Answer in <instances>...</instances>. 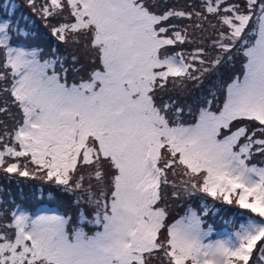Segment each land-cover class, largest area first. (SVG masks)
<instances>
[{"label": "snow or ice", "instance_id": "obj_1", "mask_svg": "<svg viewBox=\"0 0 264 264\" xmlns=\"http://www.w3.org/2000/svg\"><path fill=\"white\" fill-rule=\"evenodd\" d=\"M25 3L73 54L45 56L4 0L0 173L77 217L0 201V264H264V0Z\"/></svg>", "mask_w": 264, "mask_h": 264}, {"label": "rangeland", "instance_id": "obj_2", "mask_svg": "<svg viewBox=\"0 0 264 264\" xmlns=\"http://www.w3.org/2000/svg\"><path fill=\"white\" fill-rule=\"evenodd\" d=\"M164 0H161V3L163 4ZM169 3H175L176 0H168ZM182 2V0H181ZM17 5L15 9H19L21 13H26L27 19L25 20L24 17H22L19 20L20 26L23 28L25 25L27 27L25 28V31L29 32V36L31 37V40L37 42L38 46L42 48L46 52H50L51 48L57 47L58 51L61 55H68L69 57L73 54L71 48H65L63 45H59L58 42L52 38L46 28H44L42 22L38 17H35L30 10L25 9L27 8L25 0H8V9H11V4ZM21 3V4H20ZM25 7V8H24ZM0 19L5 18L6 16V10L4 8V1L0 0ZM27 10V11H25ZM12 23L15 25L17 20H13L10 17ZM84 57L81 56V64H86ZM236 67L238 68L239 65L237 64ZM220 74L224 79H227L228 76L231 74V70L229 67H222L220 69ZM215 77H213V80ZM211 81L206 80L205 84L203 85L204 90H207V88L210 86ZM190 88L193 90L194 95H200V90L193 88L192 85H189ZM52 191L54 193V198H50L48 196V193ZM22 200L24 202H28L30 204H33L32 206H35V204L39 202H43L44 204H54L57 206V210H39L37 214H40L41 212H58L60 214L68 215L70 216L71 213L74 211H77V206L74 203L75 196L72 194L64 193L56 191L53 186L44 184L42 181L29 179V178H22V177H16L14 175L12 176H6L2 173H0V201L9 202L13 200ZM35 203V204H34ZM209 212L206 217H204L206 223L205 227L208 225H211L214 232H222L229 228V224L227 221H230L234 218L233 213L236 211V209L231 208L227 205H221L219 202H213L209 199ZM5 204V206H7ZM45 209V208H44ZM171 215L174 218H179V215H182V209L180 207V202H176L171 206ZM77 217V216H76ZM75 217V218H76ZM75 220V219H74ZM221 224L222 227L215 228L216 224ZM218 229V230H216ZM88 230V229H86Z\"/></svg>", "mask_w": 264, "mask_h": 264}, {"label": "trees", "instance_id": "obj_3", "mask_svg": "<svg viewBox=\"0 0 264 264\" xmlns=\"http://www.w3.org/2000/svg\"><path fill=\"white\" fill-rule=\"evenodd\" d=\"M1 1H4V0H1ZM9 4H11V3H9ZM21 4V3H20ZM25 8V7H24ZM25 9H27L28 10V7L27 8H25ZM8 10H11L12 12H13V15L11 16V18L13 19V20H17V21H19L18 19H21L22 17H27V15H26V13H21V11L18 9H8ZM27 10H25V11H27ZM0 12H1V10H0ZM0 16H2V14H0ZM30 42L34 45V46H38V44H37V42H35V41H33V40H30ZM44 54H45V56H47L49 53L48 52H46V51H44ZM9 202H8V205L7 206H9L10 205V203L11 202H15V204H20V205H23L27 210H35L38 206H40V205H43V206H54L56 209H58L57 208V206L56 205H54V204H44L43 202H39V203H37V204H35V206H32L33 204H30V203H26V202H24V201H22V200H19V199H16V200H13V201H10V200H8ZM70 216L73 218V219H76L75 217L77 216V211H74L73 213H71L70 214ZM222 227V225L219 223V224H216V226H215V228H221ZM216 230H218V229H216Z\"/></svg>", "mask_w": 264, "mask_h": 264}]
</instances>
